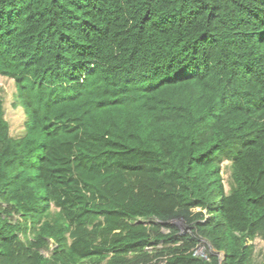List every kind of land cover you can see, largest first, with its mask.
<instances>
[{
	"label": "trees",
	"instance_id": "1",
	"mask_svg": "<svg viewBox=\"0 0 264 264\" xmlns=\"http://www.w3.org/2000/svg\"><path fill=\"white\" fill-rule=\"evenodd\" d=\"M0 76V264H264V0H0Z\"/></svg>",
	"mask_w": 264,
	"mask_h": 264
},
{
	"label": "rangeland",
	"instance_id": "2",
	"mask_svg": "<svg viewBox=\"0 0 264 264\" xmlns=\"http://www.w3.org/2000/svg\"><path fill=\"white\" fill-rule=\"evenodd\" d=\"M0 94L3 97L5 118L9 122L10 134L13 137H17L22 134L25 122L27 121V117L25 112L21 108L20 104L17 103L16 87L13 79L0 76ZM230 172H231L230 162L228 161L223 162L221 165V176H222L224 189L226 192L229 189ZM172 222L174 225L178 227L179 233L185 232V227L181 220L176 219L173 220ZM201 245L205 247L204 248L205 252L207 253L213 252L211 246L208 244L210 246L209 247L205 241H203ZM254 245H255V255L257 259H260L261 255L264 252V242L260 239H255Z\"/></svg>",
	"mask_w": 264,
	"mask_h": 264
},
{
	"label": "built area",
	"instance_id": "3",
	"mask_svg": "<svg viewBox=\"0 0 264 264\" xmlns=\"http://www.w3.org/2000/svg\"><path fill=\"white\" fill-rule=\"evenodd\" d=\"M203 242V240L201 241H199V243L196 245V247L193 249V251H192V253H193V255H195V256H201V257H203V258H207V252H205L204 251V246L203 245H201V243Z\"/></svg>",
	"mask_w": 264,
	"mask_h": 264
},
{
	"label": "bare ground",
	"instance_id": "4",
	"mask_svg": "<svg viewBox=\"0 0 264 264\" xmlns=\"http://www.w3.org/2000/svg\"><path fill=\"white\" fill-rule=\"evenodd\" d=\"M202 240H203V239H201V241H202ZM203 241H205V240H203ZM205 242H206V241H205ZM207 245H208V244H207ZM208 246H209V245H208ZM209 247H210V246H209ZM211 248H212V247H211ZM212 249H213V248H212ZM213 251H214V250H213ZM218 254H219V256H220V257H219V256H218V257H219V259L221 260V259L223 258L224 255H223L222 252H218L217 255H218Z\"/></svg>",
	"mask_w": 264,
	"mask_h": 264
},
{
	"label": "clouds",
	"instance_id": "5",
	"mask_svg": "<svg viewBox=\"0 0 264 264\" xmlns=\"http://www.w3.org/2000/svg\"><path fill=\"white\" fill-rule=\"evenodd\" d=\"M197 210H199L198 208H196Z\"/></svg>",
	"mask_w": 264,
	"mask_h": 264
}]
</instances>
